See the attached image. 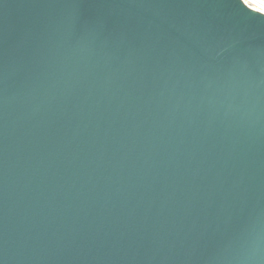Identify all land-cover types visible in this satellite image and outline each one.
I'll return each instance as SVG.
<instances>
[{
    "label": "water",
    "instance_id": "water-1",
    "mask_svg": "<svg viewBox=\"0 0 264 264\" xmlns=\"http://www.w3.org/2000/svg\"><path fill=\"white\" fill-rule=\"evenodd\" d=\"M0 264H264V13L0 0Z\"/></svg>",
    "mask_w": 264,
    "mask_h": 264
},
{
    "label": "built area",
    "instance_id": "built-area-1",
    "mask_svg": "<svg viewBox=\"0 0 264 264\" xmlns=\"http://www.w3.org/2000/svg\"><path fill=\"white\" fill-rule=\"evenodd\" d=\"M248 6L254 8V9H257L260 11L261 8H264L260 3H257V2H254L252 0H247V3H246Z\"/></svg>",
    "mask_w": 264,
    "mask_h": 264
},
{
    "label": "bare ground",
    "instance_id": "bare-ground-1",
    "mask_svg": "<svg viewBox=\"0 0 264 264\" xmlns=\"http://www.w3.org/2000/svg\"><path fill=\"white\" fill-rule=\"evenodd\" d=\"M252 1L260 3L264 7V0H252Z\"/></svg>",
    "mask_w": 264,
    "mask_h": 264
},
{
    "label": "snow or ice",
    "instance_id": "snow-or-ice-1",
    "mask_svg": "<svg viewBox=\"0 0 264 264\" xmlns=\"http://www.w3.org/2000/svg\"><path fill=\"white\" fill-rule=\"evenodd\" d=\"M245 3H247V0H244ZM261 13H264V8L260 9Z\"/></svg>",
    "mask_w": 264,
    "mask_h": 264
}]
</instances>
